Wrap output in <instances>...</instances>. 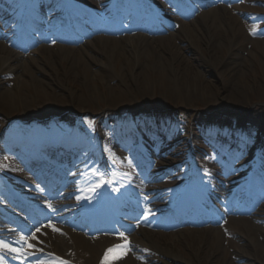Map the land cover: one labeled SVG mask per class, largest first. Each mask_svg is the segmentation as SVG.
Instances as JSON below:
<instances>
[{"label": "bare ground", "instance_id": "bare-ground-1", "mask_svg": "<svg viewBox=\"0 0 264 264\" xmlns=\"http://www.w3.org/2000/svg\"><path fill=\"white\" fill-rule=\"evenodd\" d=\"M15 5L16 2L14 0H7L4 3V8H6V12L8 11L6 15H9V18L0 24L1 28L6 32H0V88L3 85L1 78L7 76L14 78L16 86L12 90L6 88L0 91V108L8 113L14 109L15 111L20 110L23 120H27L28 114L38 117L44 109L54 107L62 110L66 106V102L63 99L50 97L49 93H53L54 90L45 78H41L43 73L54 74L55 78L60 79L61 82L68 84L66 81H69L75 85L79 81H84L85 83H91L95 79L103 81L101 77H106L108 75L107 72H112L111 80L120 86L131 89L142 85V93L146 92L145 80L151 83L155 80V83L159 85L164 82L173 84L177 93V97L174 95L173 99L177 102L188 103L189 98H195L194 96L197 94L204 99H208L220 92L216 83L204 81L196 84V82L191 80L190 78H196L197 76L193 74L191 69L187 68L182 56L173 48L170 42L172 39H177L181 35L180 32H182L184 33L182 34L184 39L191 37L195 47L198 48V44H203L204 50H209L208 54L211 53L210 50L213 47H218L220 49L226 48V52L231 55L236 51L237 47L234 40L241 36L242 33L241 26H239L240 18L234 17L232 13L243 14L247 11L241 6H234L232 9L219 6L203 10L194 21L179 22L181 26H179L177 31L168 30V36L166 35L165 43L161 48L156 47V39L150 37L151 35L142 33L118 39H93V41H87L78 48L56 44L55 49L52 51L53 53H49V50L45 47H40L26 54L17 53L2 43L7 42V34H10L11 29L18 25V16L16 14L13 15V11L17 9V5ZM1 14L3 15L5 12H1ZM24 26H26L25 23ZM47 29L45 36L53 37L51 28ZM194 33H197L196 37L198 40L191 36ZM94 41L100 45V49L97 48ZM240 45L242 46L243 44L241 43ZM97 54L105 57L106 64L95 58ZM117 62H120L118 63L119 65L121 64V72H115L111 68L112 64L114 65ZM221 64L222 62L220 61ZM222 66L224 65L222 64ZM124 67L126 68L125 71H123ZM222 68L224 69L225 67ZM107 85L108 93H112L111 102H118L126 98L125 94L119 91L118 85L111 86L109 83ZM62 87L66 95H73V91H70L71 88H68V91H70L68 93L66 92V86ZM31 91L35 92V94L26 97L25 93ZM165 92L167 93V91ZM227 94L234 101L241 99V92L238 90L230 89ZM76 98V102L79 103L80 97ZM33 111H35V114ZM208 117L217 118L214 115ZM4 119L6 120V118H0V124ZM244 119L245 115L241 114L239 121L241 122ZM10 127L15 132L23 135L31 130L34 135L52 136L46 128L38 131L34 122H29L23 126L13 124ZM157 127L159 126L157 125ZM102 141L106 142L105 140ZM3 148H0V163L5 162L4 155L1 153ZM61 149L62 146L60 145L58 150ZM92 152L96 154L95 151ZM89 156L94 159L93 154ZM17 169L18 177L25 180L28 175L22 168L17 167ZM91 177L94 179L96 175L92 174ZM206 188L213 189L214 187H210L206 182ZM179 198L178 201L177 198H174L173 205L177 202L184 203L186 200L184 195ZM253 219L264 222V210L255 212ZM228 223L232 225V227H228L230 228L228 229V234L231 231L234 237L231 240L225 239L218 227L205 230H187L182 232L184 235L177 231L167 236L170 239L165 238L166 235L164 236L162 233L139 230L134 233L129 241H124L123 244L126 245V249H122V254L125 258L117 264H180L182 261L185 264H191L183 259L184 252L180 251V249L190 252V258L199 264H255V262L264 264V242L260 244L254 240V232L260 227H257L251 220L247 219H228ZM70 240L73 243L67 246L55 237L54 241L51 242L53 244L57 241L52 245L53 250L60 253L65 252L64 249H74V247L81 249L88 256L87 264L92 263V261L95 264L102 257L104 249L115 243L105 239L101 242H96L93 246H89L87 241H84V238L81 235H76V233L71 235ZM224 243L229 245L230 251L223 247L222 244ZM241 245L244 249H241ZM234 258L237 259V263L232 261ZM109 263L110 260L105 264Z\"/></svg>", "mask_w": 264, "mask_h": 264}, {"label": "rangeland", "instance_id": "rangeland-1", "mask_svg": "<svg viewBox=\"0 0 264 264\" xmlns=\"http://www.w3.org/2000/svg\"><path fill=\"white\" fill-rule=\"evenodd\" d=\"M253 2H258L257 4L262 5L264 0H253ZM77 3L81 4L77 5L81 8L88 10L90 9L89 7L91 6V0H77ZM58 8H60V5H58ZM259 9H262V6ZM259 9L256 8L257 12H259L260 14ZM51 19L53 20V17H51ZM253 20L255 21L253 22L255 23L254 25H256L255 27H264L263 16L254 15ZM33 24L35 26L37 25L35 21L33 22ZM247 24V18H245L242 24H240L242 25L241 36H238L234 40V43L237 45L236 51L233 52V54L231 55L229 54V52H226V48L220 49L218 47H213L210 50L211 53L208 54L207 52L209 50H204L203 44H198V48L195 47L194 43L191 41V37L189 36V38L184 39L182 37V34L184 33L182 32H180L181 35H179L177 39H172V41L170 42V44L173 45V48L176 49L182 56L185 64L187 65V68L191 69L193 71V74L197 76L196 78H190L191 80L196 82V84L197 82L199 83L204 81L216 83L220 92L214 94L213 96L211 95L212 97L208 99H204L201 95L197 94L194 96L195 98H189L188 103L177 102L175 101V99H173L174 95L176 96L177 94L175 92L173 84L164 82L162 85H159L155 83V80L153 81V83L145 80L146 92L142 93V85H139L138 88L131 89L125 86H120L118 83L111 80L112 72H107L108 75L106 77H101L103 78V81L97 79H95L91 83L79 81L78 84L75 85H73L72 82L66 81L64 79L63 80L66 81L68 84L61 82L60 79L55 78L54 74L49 75L48 73H43V75H41V78H45L48 84L51 85L54 90L53 93H49L50 97L54 99H56V97L63 99L66 102V106L62 109L63 111H56V108L54 107L44 109L42 114H44L48 119L52 120L58 128L59 122L64 117L74 118L73 116H69V114L76 115L77 119L81 121L82 119H84L83 114L89 111H91V113L95 115H100L104 113H115L119 110H122L121 112L131 111L137 109L138 107L142 108V105L158 106V104H161L165 107L167 106L170 108H174V111L177 113H182V115L188 121H191L193 119L195 120L196 116L198 115H204L203 117L214 115L217 118H212L211 120H213L214 123H222L221 127H224L222 128V130L225 133L230 131L231 125L234 127V124L238 123L240 115L243 114L245 115V120L244 123L241 124V126L243 128H246L248 133L253 132L254 134H256V136H253L254 139L256 138L253 141H257L259 145H264V29L261 31L262 34L260 33V36L254 40V37L251 36L250 32L247 31V27H245ZM38 29H43V27ZM168 30L170 29L168 28ZM25 33L26 35H29L27 34V32ZM196 34L197 33H194L191 36L195 37V39L198 40ZM166 35L161 36V38H157L159 36L158 32L154 34L153 38L156 39V47L161 48L164 45ZM14 39L15 41H17L18 36L14 37ZM241 43L243 44L242 46L240 45ZM95 44L97 48L100 49V45L97 42ZM22 45L24 44L22 43ZM26 45L31 50L35 49L34 40L32 37H30V35L26 39ZM224 46H226V44H224ZM15 50L20 51L21 49L16 46ZM50 51H53V47L49 48V53H51ZM95 58L97 60H100L102 63L106 64L105 57L101 56L100 54H97ZM220 61L224 66H222V64L220 65ZM118 63L120 62H117L116 64L114 63V65L112 64L111 68L115 72H121V64L119 65ZM221 66L225 68L223 69ZM125 70L126 68L124 67L123 71ZM1 79L3 85L1 86L0 91H3L6 88H9L10 90L15 88L16 82L13 77L7 76ZM107 83H109L111 86L118 85L119 91H122L125 94L126 98L118 102H111L110 98L112 93H108ZM62 86H66V92L68 93L70 91H73V95H66ZM68 88H71V90L68 91ZM230 89L240 91L241 99H238V101H234L231 97H229L227 93L230 91ZM165 91H167V93ZM34 94L35 92L32 91L29 93H25L26 97L28 95L31 96ZM76 97H80L79 103L76 102ZM33 113L35 114V111H33ZM21 117L22 112L20 110L15 111L14 109L10 113H8L0 108V118H6L7 123H10L16 120L17 118ZM77 119H75V125L76 122H78ZM199 141L200 150H198L197 152L199 154H202L203 151L207 150V145L212 144V142H205L201 138H199ZM213 143H215V141ZM180 144L184 143L181 142ZM183 155V150L179 152L171 151V153L166 156L161 162L165 163L166 165H172V163L175 164L177 162H180ZM224 155H226L225 151L222 153L221 158H223ZM231 157L232 155L227 158V163ZM254 160L255 156L253 154H250L239 156L238 158H232L231 163H234V165H238V168L240 169L241 167L247 169ZM222 161L223 160H221V162ZM141 162H139L138 165H140ZM206 164L207 166H209L210 162ZM262 168L264 169V166H262ZM242 176H244L243 169H238V172L236 174H229V178L233 180ZM221 179L225 180V178L223 177H221ZM237 181L238 180H236L233 184L228 185V187L230 188V190L227 192L228 196H233L237 193ZM226 186L227 185L223 184L222 190H224ZM263 203L264 188L261 190L258 196H255V194H253V198L245 206L248 207V209L252 207L253 211L256 209L264 210V207L261 208L260 206ZM159 225L163 226V224ZM256 226L260 228L256 229V231L254 232V240L262 244L264 242V222L261 221ZM228 227H232V225L227 224L226 229H228ZM187 230L190 229L177 228L175 231L165 232L164 236L166 235L165 238L170 239L169 237H167L169 236V234L171 235L172 233H175L177 231L182 234L183 231ZM182 235H184V233ZM230 236L232 237V235ZM84 240L87 239L84 238ZM90 243L89 245H91ZM223 247L228 251L231 250L229 247L226 246V244H224ZM241 249H244L242 245ZM180 251L184 252L183 259L186 262H189L191 264H199L190 258V252L184 249H180ZM78 254L80 255V251L78 252ZM232 261L235 263L238 262L237 259H232ZM259 263L255 262V264ZM180 264L185 263L182 261L180 262Z\"/></svg>", "mask_w": 264, "mask_h": 264}, {"label": "snow or ice", "instance_id": "snow-or-ice-1", "mask_svg": "<svg viewBox=\"0 0 264 264\" xmlns=\"http://www.w3.org/2000/svg\"><path fill=\"white\" fill-rule=\"evenodd\" d=\"M254 34V33H253ZM93 175H98V179L97 182L93 185H90L86 190L91 192V193H95L96 190L100 187H102L104 184H111L112 181L108 180L105 178V175L103 173H99L98 170H94L93 171ZM117 189H114V191ZM87 198V197H85ZM49 208H51V204L48 205ZM39 229H37L38 231ZM56 230V229H53ZM119 235L123 236V233H120ZM33 239H35V236L33 235ZM17 244H21L22 247L21 248H16V247H12L8 242H5L4 240H0V250H7L8 252L11 253H18V252H22L23 251V247H27V248H33L34 245L29 243L27 238L21 237L20 240H18L16 242ZM122 246H115L112 249H109L108 252L106 253V259L108 258V256L111 254L113 259H119L122 255V253L120 252V248ZM3 260L4 257L3 255H0V264H3ZM60 264H66V262L61 261Z\"/></svg>", "mask_w": 264, "mask_h": 264}]
</instances>
